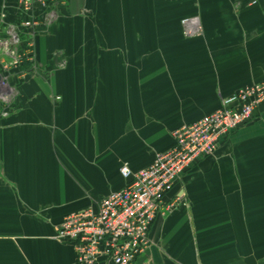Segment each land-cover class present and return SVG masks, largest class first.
<instances>
[{
  "label": "crops",
  "instance_id": "0c3cea01",
  "mask_svg": "<svg viewBox=\"0 0 264 264\" xmlns=\"http://www.w3.org/2000/svg\"><path fill=\"white\" fill-rule=\"evenodd\" d=\"M35 33L36 70L0 116V264H75L53 239L170 149L172 133L264 81V0H64ZM0 32L16 0H0ZM197 17L202 34L184 37ZM63 62L62 66L56 64ZM133 264L264 261V102L183 172ZM96 264H108L100 261Z\"/></svg>",
  "mask_w": 264,
  "mask_h": 264
},
{
  "label": "built area",
  "instance_id": "2783aa9c",
  "mask_svg": "<svg viewBox=\"0 0 264 264\" xmlns=\"http://www.w3.org/2000/svg\"><path fill=\"white\" fill-rule=\"evenodd\" d=\"M64 0H16L17 22L0 32V116L7 117L17 95L12 79L23 80L24 64L35 60V33L55 18L54 6ZM0 14V18H4ZM184 37L202 34L197 17L180 21ZM33 70V69H32ZM15 91V93H13ZM264 102V81L239 88L220 100L219 107L194 123L173 133L170 149L157 154L145 168H119L127 185L103 198L95 207L66 215L55 228L53 239L69 244L75 264H133L149 247V228L159 214L169 213L175 204L162 208L180 176L196 161L212 156L219 141L247 124Z\"/></svg>",
  "mask_w": 264,
  "mask_h": 264
},
{
  "label": "rangeland",
  "instance_id": "374dc122",
  "mask_svg": "<svg viewBox=\"0 0 264 264\" xmlns=\"http://www.w3.org/2000/svg\"><path fill=\"white\" fill-rule=\"evenodd\" d=\"M35 38V37H34ZM35 40V39H34ZM34 43H35V41H34ZM56 64L58 65V66H62L63 65V62H60V61H57L56 62ZM36 63H35V60L32 62V63H26V64H24L23 66H22V70H24V71H27V70H30V69H33V70H36ZM12 81V84H13V82L14 83H16L18 80H16V79H12L11 80ZM14 85V84H13ZM15 86V85H14ZM16 87V86H15ZM13 93H15V91H13Z\"/></svg>",
  "mask_w": 264,
  "mask_h": 264
},
{
  "label": "trees",
  "instance_id": "16d2710c",
  "mask_svg": "<svg viewBox=\"0 0 264 264\" xmlns=\"http://www.w3.org/2000/svg\"><path fill=\"white\" fill-rule=\"evenodd\" d=\"M260 264H264V261L263 262H260Z\"/></svg>",
  "mask_w": 264,
  "mask_h": 264
}]
</instances>
